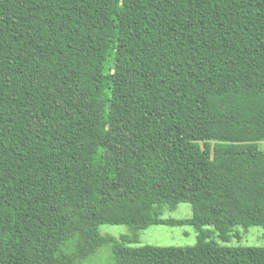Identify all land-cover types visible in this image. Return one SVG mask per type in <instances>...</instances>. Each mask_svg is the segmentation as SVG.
Wrapping results in <instances>:
<instances>
[{
  "label": "trees",
  "instance_id": "obj_1",
  "mask_svg": "<svg viewBox=\"0 0 264 264\" xmlns=\"http://www.w3.org/2000/svg\"><path fill=\"white\" fill-rule=\"evenodd\" d=\"M204 226L264 227V0H0V264H264Z\"/></svg>",
  "mask_w": 264,
  "mask_h": 264
},
{
  "label": "rangeland",
  "instance_id": "obj_2",
  "mask_svg": "<svg viewBox=\"0 0 264 264\" xmlns=\"http://www.w3.org/2000/svg\"><path fill=\"white\" fill-rule=\"evenodd\" d=\"M263 147V146H262ZM164 219H191L192 208L188 203H179L174 209H164ZM210 239L218 241L227 247H264V227L250 226L244 228L235 226L230 232L228 241H221L218 232L212 226H204ZM131 228L127 225H100V235L119 239L122 235L131 236ZM198 230L189 223L182 225L153 224L138 232L136 242L125 244L126 247L153 245L160 247H191L198 241ZM72 246V244H70ZM73 249V246L71 247ZM74 264H117L113 254V244H103L94 254L84 259H77Z\"/></svg>",
  "mask_w": 264,
  "mask_h": 264
}]
</instances>
